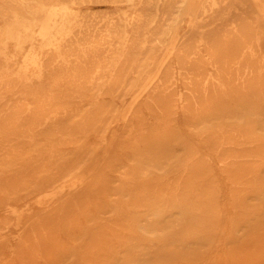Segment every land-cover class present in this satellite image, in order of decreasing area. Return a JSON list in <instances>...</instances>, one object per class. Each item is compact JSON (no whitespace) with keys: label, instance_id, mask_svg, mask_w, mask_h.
Masks as SVG:
<instances>
[{"label":"bare ground","instance_id":"bare-ground-1","mask_svg":"<svg viewBox=\"0 0 264 264\" xmlns=\"http://www.w3.org/2000/svg\"><path fill=\"white\" fill-rule=\"evenodd\" d=\"M189 1L0 0V264L196 263L226 196L211 264H264V0ZM70 4L134 11L59 34ZM31 198L48 209L24 221Z\"/></svg>","mask_w":264,"mask_h":264},{"label":"rangeland","instance_id":"rangeland-1","mask_svg":"<svg viewBox=\"0 0 264 264\" xmlns=\"http://www.w3.org/2000/svg\"><path fill=\"white\" fill-rule=\"evenodd\" d=\"M19 1H21V0H19ZM144 1L145 0H139V4L143 3ZM200 1L201 0H190L189 1V7L195 9L199 5ZM20 3L24 4L23 1ZM133 7L134 6H112V5H108V4H95V5H74V4H70V5H68L67 10L62 12L59 15L60 18H59V22H58V25L56 27V30L58 31L59 34H63L65 32L75 30L77 28L79 22H80L79 15H85L87 13H97L98 15L101 16V15L111 14L112 12H115V11H119L125 15H129L134 11ZM188 19H189L188 17L185 18L184 27H185ZM0 25H2V24L0 23ZM184 27H183V29H184ZM183 29H182V31H183ZM37 32H38V26L33 21L29 22L28 38L21 40L19 45H16L13 42L8 43L7 48H6V52H7V56L9 57V59H11L15 64L19 65L22 62V59L26 54H28L30 52L36 53V54L40 53L41 49L39 48L38 42H37ZM57 45L58 44L55 45V43L53 44V46H57ZM5 98L10 99L11 94L10 93L5 94ZM123 128H124L123 123L117 122L114 125V127L111 128V132H113L114 129H116L120 133V132H122ZM35 141L38 143H42V142H44V138L43 137H36ZM97 142L98 141L96 139L90 137L87 140L86 144H87V146H92V144L94 145ZM72 148L73 147L71 145H55L53 148V151H55V152H61V151L69 152L70 150H72ZM103 150H104V147L101 146L99 148V151H98L99 157H101ZM116 156H117V159L120 160V162L126 163L128 158L130 156H132V151L130 148L128 149L126 147L123 150V152L122 151L118 152L116 154ZM123 156H125V157L128 156V157L125 158ZM110 177L115 180V178H117V174L111 173ZM5 204H7L6 201H4V198L0 195V218L6 217L8 215V213L6 212ZM225 204H226V210H227L228 215L226 217V221L223 225L222 231L219 234L221 242H219L212 249V252H210L204 260L196 262V263L180 262V264H211L212 260L217 255H221L225 252L226 239H227L229 232L231 230L230 218L233 217V215H234V213L230 207V200H229L228 196H226ZM10 205L14 206L19 211L23 212V220L24 221L29 220L31 217H33L37 214H40L44 210L48 209L47 208L48 204L44 203V202H43V204H39L37 201V198H31L29 201H27V203H10Z\"/></svg>","mask_w":264,"mask_h":264}]
</instances>
